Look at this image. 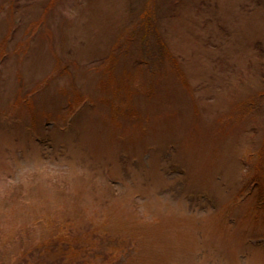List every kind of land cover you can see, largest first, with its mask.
Here are the masks:
<instances>
[{
	"label": "rangeland",
	"instance_id": "1",
	"mask_svg": "<svg viewBox=\"0 0 264 264\" xmlns=\"http://www.w3.org/2000/svg\"><path fill=\"white\" fill-rule=\"evenodd\" d=\"M0 264H264V0H0Z\"/></svg>",
	"mask_w": 264,
	"mask_h": 264
}]
</instances>
